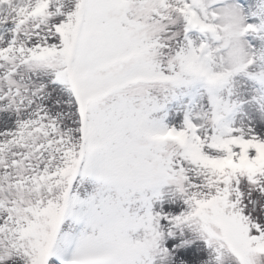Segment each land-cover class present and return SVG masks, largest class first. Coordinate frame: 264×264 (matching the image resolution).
Returning <instances> with one entry per match:
<instances>
[{
  "label": "snow or ice",
  "instance_id": "obj_1",
  "mask_svg": "<svg viewBox=\"0 0 264 264\" xmlns=\"http://www.w3.org/2000/svg\"><path fill=\"white\" fill-rule=\"evenodd\" d=\"M0 264H264V0H0Z\"/></svg>",
  "mask_w": 264,
  "mask_h": 264
}]
</instances>
